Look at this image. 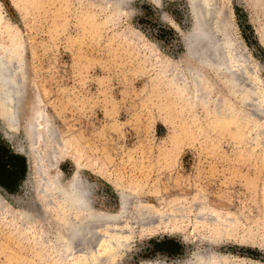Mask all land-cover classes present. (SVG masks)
Masks as SVG:
<instances>
[{"label":"rangeland","instance_id":"rangeland-1","mask_svg":"<svg viewBox=\"0 0 264 264\" xmlns=\"http://www.w3.org/2000/svg\"><path fill=\"white\" fill-rule=\"evenodd\" d=\"M190 1L119 8L107 0H0V41L21 64L18 126L0 125V264H190L207 254L264 264V130L247 126L245 114L235 125L193 110L185 83L172 75L170 62L186 60L182 34L197 0ZM207 2L195 5L204 13L197 14L228 19L264 82V0H214L216 11ZM38 112L56 134L53 162L45 143L36 147L41 159L29 147L27 125H37ZM76 173L90 183L97 213L185 202L206 207V223L235 238L213 240L214 228L194 219L182 233L147 234L124 217L121 225H86L61 255L59 232L74 217L69 224L59 203L33 193L42 175L67 182Z\"/></svg>","mask_w":264,"mask_h":264},{"label":"bare ground","instance_id":"bare-ground-1","mask_svg":"<svg viewBox=\"0 0 264 264\" xmlns=\"http://www.w3.org/2000/svg\"><path fill=\"white\" fill-rule=\"evenodd\" d=\"M128 1L129 0H107V2L114 4L119 8H121L120 6H123ZM160 1L161 0H153L156 6H159ZM208 1L210 2L211 8H208L209 2H207L208 10H215L216 6L213 3L214 0ZM260 1L261 0H254V3L256 4ZM189 2L191 1L189 0ZM199 2L198 4L193 3L194 5L190 4L192 5L191 15L193 14V23L191 24L190 28L185 31L184 34H182L183 43L187 52L186 60H183V62H175L172 60L170 62L173 78L175 80H182L185 83V90L190 99V107L193 110H203L207 117L213 118L214 122L217 123L225 121L224 119H229V117H231L235 125L239 120L238 117H240L241 114H245L244 120L246 121L247 126H259L261 127L259 129L263 131L264 82L256 76L257 73L253 70V64V67L248 64V58H246L247 55L244 53V51H241L238 40L234 34L235 32H232L233 30L231 29V23L227 21L228 19L225 20L223 17H220V13L218 12L216 18L206 20L210 16L208 17V15L206 16L205 14L206 19L205 16H203L204 19H202L203 17L201 15L204 13H201L202 11L200 12L198 10V7H200L199 5H201ZM205 4L204 6L201 5L200 8L205 7ZM195 5H198V7L196 8ZM195 9L196 11L198 10L200 12L199 14L201 15H198V11L196 12ZM205 13L210 12H206L205 10ZM196 15L200 16L202 20H200L199 17H196ZM227 17L228 16H226V18ZM15 51L12 47H9L0 41V125L4 127V129L11 132L16 130L18 126L17 122L19 112L17 103L20 101L19 94H21V86L19 85V82L21 83V81L17 80L21 77L20 76L18 78L20 74L17 75L21 64L16 60L17 55ZM41 117L42 119L45 118L43 115L41 116L39 112L38 114L34 113V118H38L37 125L35 124L34 120L29 122L27 125L28 133L30 134L28 141L29 147H32L31 149L35 152V155H37L38 159L39 157L41 159L42 154V151L37 149L39 142L45 143V148H49L48 150H51V148L53 149L55 147L54 145L57 144L56 134L53 131L52 126L48 121H40ZM256 121L261 123L255 124ZM41 129H43V133L40 132ZM39 133L42 134V139H39ZM51 152L52 153L49 152V162L52 155H57L54 149ZM53 161L54 160H51V162ZM77 174L78 173H76L75 176L67 182L62 181L61 178H58L57 176L48 178L42 175L37 181L38 188H36L33 193V196L39 195L42 200L46 199L47 201H50L48 202L49 205L53 204L55 201L56 203H54V205L59 203L62 212L58 209V214L60 217H62L61 214H66L65 216L63 215L64 217L62 218L71 220L69 221V224L75 220V225L71 227L65 226L67 228L65 231H63V234L59 232L60 237L58 241L61 247L60 253L62 251L66 253L67 249L69 251L71 250L73 241H76L75 238L81 234L82 231L85 229L87 230L86 225L98 222L102 223L103 226L105 224L111 226L113 225L112 223H114L115 226L116 224L121 225L125 223L124 217L128 218L127 221L130 219V223L132 222V225L135 224L144 227L146 225L147 234H154L159 231L182 233L189 225V220L192 222L194 219L195 225L198 227H202L203 229H209L210 227L214 228L212 233L213 240L220 241L219 239H222L224 236H234L230 230H222L220 224L217 226H211V223H206L207 219H205L206 216L204 214L206 211H208L206 207L197 209L196 205L188 206V204L185 202L179 204L163 205L162 207L158 208L145 204H137L132 206V208H129L130 206L123 203L121 210L117 215L112 214L109 216L100 212L97 213L95 211V200L90 193V191H92L90 190V183ZM132 195L134 196V194L130 192L128 196H124H127V199ZM51 200L53 202H51ZM61 200L65 201L62 203V205L60 204ZM22 215L23 217H26L25 213L23 212ZM72 218L74 220H72ZM210 222H217V220L212 219ZM130 223H128V225ZM228 226L229 225H225L226 228H229ZM110 230L112 229L110 228ZM90 235L87 237H90L91 241L93 234ZM93 238L94 237H92V239ZM233 238H235V236ZM241 240L253 243V239L251 240V238H245ZM84 242V245H86L87 242L85 239ZM93 243L90 245L94 247ZM79 244L81 243L79 242ZM111 244L114 246V243ZM76 251L77 250H75V252ZM190 264L242 263L230 261L227 257L216 258L215 255L207 254L198 256L196 261Z\"/></svg>","mask_w":264,"mask_h":264}]
</instances>
